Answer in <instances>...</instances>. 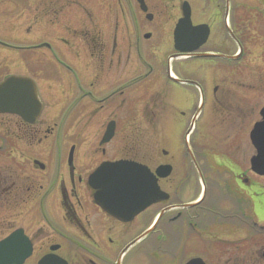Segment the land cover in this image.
<instances>
[{"label":"flooded vegetation","instance_id":"1","mask_svg":"<svg viewBox=\"0 0 264 264\" xmlns=\"http://www.w3.org/2000/svg\"><path fill=\"white\" fill-rule=\"evenodd\" d=\"M249 3L37 0V21L46 31L44 38L27 44L0 40V49L8 52L5 67L21 68L4 79H29L40 104L37 110L36 105L30 107L32 114H0L6 118L0 132V226L9 229L17 224L0 237V243L9 239V245L0 248V264H17L25 254L20 264H188L195 260L219 264L218 255L212 260L208 252L212 254L214 248L219 252V241L234 233L249 238H243L227 264H252L257 259L258 253L251 255L250 248L251 215L242 210L244 218L238 225L243 229H232L238 203L225 207L216 200L212 194L216 187L207 183L208 170L202 166L208 157L197 154L189 140L195 131L193 141L201 142L194 137L202 133L197 121L204 108L209 112L222 103L221 86L213 85L220 81L218 68L234 72L243 56L238 27L242 19L237 12L246 8L248 21L260 17L259 12L247 10ZM185 18L191 27L206 31L197 56L174 50V31ZM199 61L207 63L208 73ZM194 103L198 104L194 114L202 103L201 114L189 133L191 115L182 136L186 124L181 119L186 113L171 116V111H187ZM160 106L168 112L164 124L177 127L184 158L160 148L154 138L148 143L141 136L145 124L154 122L142 123L138 113H159ZM168 130L165 142L172 147L168 138L174 129ZM107 131L111 135L104 141ZM223 157L227 161L223 173L233 172L248 196H253L255 187L245 178L253 175L250 167L238 168L237 173V166ZM212 160L220 158L213 155ZM120 161L144 166L155 176L158 168H169L165 177H157L158 201L127 221L96 203L97 189L91 180L103 164ZM188 172L197 176L196 190L188 185ZM262 193L261 199L253 196L252 215L259 219L264 218ZM247 209L250 213L251 205ZM261 231L264 234V228ZM259 248L264 260V243Z\"/></svg>","mask_w":264,"mask_h":264},{"label":"rangeland","instance_id":"2","mask_svg":"<svg viewBox=\"0 0 264 264\" xmlns=\"http://www.w3.org/2000/svg\"><path fill=\"white\" fill-rule=\"evenodd\" d=\"M249 2L250 8H247V10L259 12L260 17L256 20L251 17L248 21L245 20L247 17L246 14H244L247 12L246 8L244 9L245 12L243 10L237 12L242 19V23L238 24V27L240 29V35L243 38V56L235 63L234 72L230 73L228 69L222 66H220V69L218 68V74H215L219 75L220 81L218 82V79L215 80L213 85L220 84L221 89L218 93V98L222 103L215 106L213 110L211 108L209 112H207V108H204V114L197 121L199 123L198 128H200L203 134L201 133L199 135V133L197 134L196 132L194 135V137L201 139V142L196 143L193 141L192 138L195 131L189 135V140L193 150L196 151L197 154L200 152L202 156L208 157L207 161L204 160V162H202V166L208 170L206 171L207 183L219 189L218 192L216 188L213 189L212 194L217 198L216 200L220 201L219 203L223 206L225 205V207H233L234 203L232 201L239 204H235V207L239 208L235 209L236 218L233 224L230 225L232 229L235 228V231L237 228L243 229L241 225H238L240 220L244 218L241 216L242 210L243 214H248V216L249 214L251 215V255L256 256L258 253L257 259H252V264L256 261H258V264H264V260L261 257L262 248H259V246L264 243V234L261 231V229L264 228V218L259 220L256 216L252 215V213H254L252 206H254L253 201L255 200L253 196L259 195L261 199L260 194L263 195L262 192H264V178L247 174L245 178L248 179L249 184L255 187L252 190L253 196H248L247 192L244 191V184L235 180L236 176L233 172L227 171L223 173V166L227 164L226 158L223 157L225 155L228 156L227 158H229L230 162L237 166L236 171L238 168L242 171H246L249 168V159L254 155V150L249 142L248 134L252 125L259 121L258 111L264 104V38L260 35L261 32L264 34V0H249ZM36 3L37 0H0V40L10 43L27 44L31 42L36 43L44 38L46 31L38 26ZM250 21H252L251 24H249ZM4 52L3 49H0V82L7 74L12 72L19 73L21 71L19 65H14V67L11 66L10 69L6 68L5 59L8 52ZM160 57L165 58V54H160ZM198 63H201L203 67L205 66L206 72L208 73L207 63L205 61H199ZM231 74L235 76H232L233 79H231ZM235 91H238L237 94H239V96ZM230 95L235 96L230 99V102H227L226 100ZM194 99L197 102V98ZM196 104L197 103H194L192 109L190 108L187 111L183 109L176 111V113L171 111L173 113L171 116H178L179 111L186 113V118L181 119L182 122L186 124L183 128L182 136L186 130L185 127L189 125L188 121L191 115L195 112ZM160 110L161 112L159 113H138L142 123L144 121L154 122L151 126L150 124H145L147 127L141 129V131H143L141 136L146 137L148 143H150L148 139L154 138L160 148L167 150L171 155H176L177 153L184 158L186 152L183 143H180V137L177 136L178 132L177 129H175L177 127L172 128L169 127L170 125H165L164 119L167 118H165L164 115L168 112L162 109L161 106ZM5 119L6 118L0 115L1 134H3L2 126L4 125ZM142 127H144L143 124ZM168 128L174 129L170 135L171 138H168V143L176 148L175 151L165 142V136L167 137L169 134ZM202 135L204 136L203 140ZM124 143H126V141H124ZM202 148L204 152L201 151ZM178 150L180 152H178ZM213 155L215 157L219 156L220 161H213ZM228 167L231 168L230 163ZM188 168L190 169L189 166ZM239 169L237 173L240 172ZM196 179L197 176L195 173H189L188 185H190L192 189L194 187L193 190H196ZM259 191L261 193H259ZM228 198H230V201H225ZM222 200H224V202H222ZM244 203L247 205L244 206ZM250 205L252 211L249 213L247 208ZM244 208H246V211ZM15 226H17L15 223L11 224L9 229H7L9 225L4 224L0 226L1 230L4 227L6 228L5 231H2L0 237ZM232 235V237H225L223 241H219V252H215V248L212 254H210V251L208 252L212 260L218 255L217 259L219 260V264H227L228 258L233 254V250L236 251L243 243V238L248 237V235L242 233H239V235L234 233ZM204 256H207V254L204 253Z\"/></svg>","mask_w":264,"mask_h":264},{"label":"water","instance_id":"3","mask_svg":"<svg viewBox=\"0 0 264 264\" xmlns=\"http://www.w3.org/2000/svg\"><path fill=\"white\" fill-rule=\"evenodd\" d=\"M205 37L206 31L191 27L189 20L185 18L174 31V49L179 53L191 55L205 42ZM34 105L36 110L40 109L35 86L29 79L9 77L0 83V113L10 111L26 115L29 111V114H32L30 107ZM260 115L262 121L254 125L249 136L256 153L250 159V166L254 174L264 176V107ZM110 135H105L104 141ZM155 173L157 177L163 178L169 173V168H158ZM156 176L144 166L129 161L103 164L91 177L92 185L97 189L95 201L110 215L123 221L130 220L158 201L161 193ZM27 256L28 254L23 255L21 262ZM189 264L201 262L197 260Z\"/></svg>","mask_w":264,"mask_h":264},{"label":"bare ground","instance_id":"4","mask_svg":"<svg viewBox=\"0 0 264 264\" xmlns=\"http://www.w3.org/2000/svg\"><path fill=\"white\" fill-rule=\"evenodd\" d=\"M259 219V218H258ZM260 220V219H259Z\"/></svg>","mask_w":264,"mask_h":264}]
</instances>
